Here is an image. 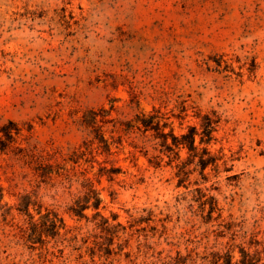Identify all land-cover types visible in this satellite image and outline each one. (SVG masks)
<instances>
[{
    "label": "rangeland",
    "instance_id": "rangeland-1",
    "mask_svg": "<svg viewBox=\"0 0 264 264\" xmlns=\"http://www.w3.org/2000/svg\"><path fill=\"white\" fill-rule=\"evenodd\" d=\"M154 108L178 135L189 126L201 133L209 115L208 147L222 157L219 166L203 176L187 160L189 180L178 186L174 162L162 154L159 166L151 164L159 152L137 135H124L112 155L64 160L87 137L78 123L87 110H105L111 140L121 135L111 132L115 122ZM10 121L22 132L16 141L0 132L1 203L12 207L6 217L0 212V264H157L177 252L231 246L238 258L245 241L264 240V0H0V127ZM27 144L94 180L101 211L121 224L109 257L86 248L93 223L69 212L80 184L40 185L12 158ZM102 165L122 172L99 179ZM34 190L68 231L31 247L17 229L25 216L16 206ZM149 211V223L130 224Z\"/></svg>",
    "mask_w": 264,
    "mask_h": 264
},
{
    "label": "trees",
    "instance_id": "trees-1",
    "mask_svg": "<svg viewBox=\"0 0 264 264\" xmlns=\"http://www.w3.org/2000/svg\"><path fill=\"white\" fill-rule=\"evenodd\" d=\"M102 112H105V110L90 109L78 120L79 125L87 132V137L83 141V145L68 158H64L66 162L80 165L81 159H84V157L76 158V155L79 153L82 155L92 154V159H95V154L93 153L105 156L112 155L114 153L112 146L119 148L122 145L124 135L128 137L137 135L139 138L152 141L154 150L159 152L149 159L151 164L159 166L160 161H157V159H163L162 154L168 157V164L174 162L178 168L176 172L178 177L177 185L180 186L185 185L186 181L189 180L190 172L187 168L189 160L195 161L197 169L205 176V170L209 166L218 167L219 160L222 159L221 156L212 153L208 147L215 139L212 135L214 121L209 115H205L202 118L201 126L203 127V131L201 133L196 126H189L188 132L178 135L169 123L163 121V116L159 114V110L155 108L150 112L141 110L131 119L115 122L111 132L119 131L121 135H119L118 139L111 138L109 140L106 137L107 130L104 127L110 120H106ZM166 127H170V129L165 131ZM0 132H3L7 138L16 141L14 134H21L22 128L10 121L9 124L0 127ZM197 136H200L198 143ZM133 137L135 138L136 136ZM131 143L134 148L139 147L134 140ZM184 149L188 154L187 159H182L180 156L181 150ZM12 158L21 163L23 167L30 168L40 185H55L56 182L53 181L56 179L62 184L68 183L72 185L74 181L78 182L80 184V191L69 206V212L78 220L86 219L93 223L95 230L93 236L95 240L93 244L88 245L86 248L89 250H96L98 248L102 252V256L105 257H109L114 252L112 248L116 233L114 228L121 226V224H112L110 219L101 211V204L103 202L101 192L95 186L94 180L87 176L86 170L79 171V174H72L73 172L70 169L62 166L60 163H52L50 158L43 154V151L37 145L31 144L15 146V149L12 151ZM92 159L84 161L85 163L95 161ZM121 172L120 167L102 165L97 175L99 179L107 176L109 180H113ZM4 196V187L0 185V212L2 216L6 217L10 214L12 207H5L6 203H1ZM18 202L16 209L25 218L17 226V229L19 233H22L26 242L31 247L45 244L47 239L50 238L57 239L62 235V230L68 231L66 222L58 211L51 208L43 210V207L38 204V192L36 190L22 193L19 196ZM31 206L35 207L38 217L30 211ZM89 209H94L92 217L87 214ZM148 214V217L133 216L129 222H131V225L143 222L149 223L153 219V213L149 211ZM116 219L117 216L114 215L113 220ZM109 235L113 237L112 241L109 240ZM98 239L107 241L101 242ZM244 243L246 245L238 246V258H235V247L231 246L226 250H214L205 253H199L194 250L186 254L177 252L174 256L169 255L164 259H159V263L157 264H264V240L252 237ZM104 244L106 246L103 247Z\"/></svg>",
    "mask_w": 264,
    "mask_h": 264
}]
</instances>
